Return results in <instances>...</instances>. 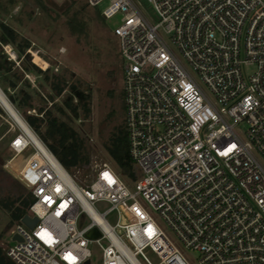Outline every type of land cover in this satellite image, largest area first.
<instances>
[{"label":"built area","instance_id":"obj_1","mask_svg":"<svg viewBox=\"0 0 264 264\" xmlns=\"http://www.w3.org/2000/svg\"><path fill=\"white\" fill-rule=\"evenodd\" d=\"M146 1L152 12L141 0L100 10L119 14L134 178L104 159L80 182L27 121L35 136L9 121L7 162L32 148L16 175L37 218L0 243L15 264H90V242L101 264H191L152 211L198 264H264V0Z\"/></svg>","mask_w":264,"mask_h":264},{"label":"rangeland","instance_id":"obj_2","mask_svg":"<svg viewBox=\"0 0 264 264\" xmlns=\"http://www.w3.org/2000/svg\"><path fill=\"white\" fill-rule=\"evenodd\" d=\"M6 3L7 0H0ZM143 5L152 12L151 4L141 0ZM107 4L101 1L97 6H91L86 0H15L7 4V12L0 10V19L15 27L18 32L30 40V54L16 58L9 43L1 45L8 56L14 59V64L8 66L0 57V78L5 86L10 80L16 81L14 87L8 86L9 92L15 96V103L21 98L23 92L29 93V101L34 107L23 105L15 108L24 117V112L38 114V106L48 109L51 114L66 121L83 138L88 161L67 168L80 182H87L94 175L95 165L104 159L112 162L106 151L104 142L114 125L124 122L125 110L122 93L121 57L118 53L117 38L112 33L113 27L119 22V14L106 18H98L96 8L100 11ZM75 14L83 20L84 31L79 37L72 33L68 20ZM31 62L40 68L49 67V79L43 73L31 66ZM27 65L30 70L22 71L21 66ZM57 75L63 80L64 88L60 93L51 87V80ZM88 89L90 91V113L83 115L79 109L78 116H74L64 105V99L70 95L69 84ZM76 99L73 98V101ZM1 106V105H0ZM0 112V123L5 127L0 133V183L11 186L12 193H23L28 187L16 175V170L28 156L32 148L27 147L21 154L15 156L10 162L12 151L8 141L14 129L9 121L11 117L5 109ZM63 108L64 111L61 110ZM39 113L38 115H40ZM10 127V129H9ZM35 129V128H34ZM45 129V120H40L36 130L40 135ZM127 178V177H126ZM133 189L134 184L129 181ZM99 209H104L108 203H96ZM152 214L163 228L167 236L181 249L183 255L191 264H198L199 252L185 247L175 233L157 215ZM106 218L113 223L115 213L109 212ZM9 217L0 209V243L5 242L9 236ZM89 218L82 216L80 222L86 223ZM105 243V239L101 240ZM91 251L90 264H101V249L96 242L88 244Z\"/></svg>","mask_w":264,"mask_h":264},{"label":"trees","instance_id":"obj_3","mask_svg":"<svg viewBox=\"0 0 264 264\" xmlns=\"http://www.w3.org/2000/svg\"><path fill=\"white\" fill-rule=\"evenodd\" d=\"M15 0H7L6 3L0 1V10L7 12V4L13 3ZM96 14L102 21L104 17L100 11L96 8ZM70 22V27L72 33L79 37L84 31L83 20L78 19L75 14L68 20ZM9 43L16 54V58L20 56L30 55L27 51L30 48V40L25 36H22L18 30L11 24L7 23L3 19H0V57L2 58L8 66L14 64V59L10 58L7 52L4 51L1 45ZM33 68L44 74L47 79L50 78L48 74L49 67L40 68L34 62L30 63ZM22 71L25 72L30 70L27 65L21 66ZM55 80H51V87L55 89L57 93H60L64 88L63 80L59 79L58 76ZM16 81L10 80V87H14ZM0 86L6 93L10 101L17 106V108L23 107V105H28L29 107H34L32 103L28 100L29 93L23 92L21 98L15 103V96H13L9 90L8 86L3 84L2 78H0ZM70 95L64 99V105L69 109V111L74 115L78 116L79 109L83 115H88L90 113V91L88 89L82 88L75 83L69 84ZM73 98L76 100L73 101ZM38 114H29L24 112L25 120L36 130L39 128L40 120H45V129L41 132L40 136L48 144L50 149L54 152L60 162L66 167H72L79 163L88 161V155L85 152L83 138L79 135L77 130L70 126L66 121L60 119L54 114H51L48 109L43 106H38ZM62 111L63 108H61ZM3 109L0 106V112ZM107 153L109 154L111 160L116 165L117 169L122 173V175L135 177V168L133 161L130 157L128 151V137L124 122H118L114 125V129L110 131L107 140L104 142ZM10 149V148H9ZM11 150V149H10ZM1 170V168H0ZM33 196L29 190L21 193H12L11 186L7 187L0 183V209L5 211L9 217L8 226L11 227L15 222L19 221L20 217L27 212L28 205L32 201ZM0 264H15L13 260L5 253L2 246L0 245Z\"/></svg>","mask_w":264,"mask_h":264},{"label":"bare ground","instance_id":"obj_4","mask_svg":"<svg viewBox=\"0 0 264 264\" xmlns=\"http://www.w3.org/2000/svg\"><path fill=\"white\" fill-rule=\"evenodd\" d=\"M0 105L5 109L7 114L14 120L20 127H22L28 134L35 136L32 129L27 124L26 120L21 116L13 103L10 101L6 93L0 86Z\"/></svg>","mask_w":264,"mask_h":264},{"label":"water","instance_id":"obj_5","mask_svg":"<svg viewBox=\"0 0 264 264\" xmlns=\"http://www.w3.org/2000/svg\"><path fill=\"white\" fill-rule=\"evenodd\" d=\"M4 127H5V124H4V123H0V133H1V131L3 130ZM36 219H37V218H36L35 216L31 217V216H29L27 213H24V214L20 217V220H21L22 222H24L27 226H32V225L35 223ZM87 234H88L89 236H94V235H97V234H98V231H97L96 228H92V229H90V230L88 231ZM13 238H19V236H18L17 234H14V235H13ZM85 264H89V260H88V259L85 260Z\"/></svg>","mask_w":264,"mask_h":264}]
</instances>
